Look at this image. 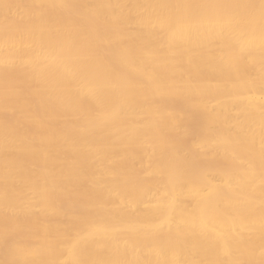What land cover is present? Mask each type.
Segmentation results:
<instances>
[{
    "label": "bare ground",
    "instance_id": "obj_1",
    "mask_svg": "<svg viewBox=\"0 0 264 264\" xmlns=\"http://www.w3.org/2000/svg\"><path fill=\"white\" fill-rule=\"evenodd\" d=\"M0 264H264V0H0Z\"/></svg>",
    "mask_w": 264,
    "mask_h": 264
}]
</instances>
